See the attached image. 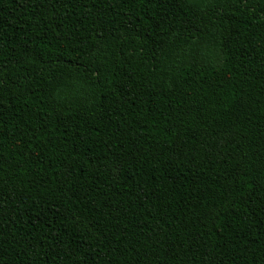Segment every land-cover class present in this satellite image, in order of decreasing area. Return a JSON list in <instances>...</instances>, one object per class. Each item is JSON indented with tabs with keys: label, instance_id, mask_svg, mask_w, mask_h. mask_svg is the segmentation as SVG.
I'll return each mask as SVG.
<instances>
[{
	"label": "trees",
	"instance_id": "16d2710c",
	"mask_svg": "<svg viewBox=\"0 0 264 264\" xmlns=\"http://www.w3.org/2000/svg\"><path fill=\"white\" fill-rule=\"evenodd\" d=\"M0 264H264V0H0Z\"/></svg>",
	"mask_w": 264,
	"mask_h": 264
}]
</instances>
